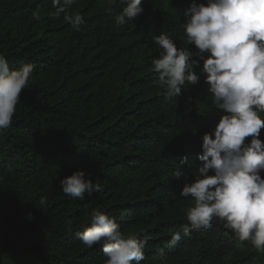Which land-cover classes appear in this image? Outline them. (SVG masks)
Instances as JSON below:
<instances>
[{
  "label": "trees",
  "instance_id": "1",
  "mask_svg": "<svg viewBox=\"0 0 264 264\" xmlns=\"http://www.w3.org/2000/svg\"><path fill=\"white\" fill-rule=\"evenodd\" d=\"M191 3L143 0L139 18L116 26L121 0H76L69 12L84 19L77 31L63 15L49 17L52 0H0V54L10 69L33 65L11 125L0 130V264H106L100 244L89 248L76 236L95 209L147 241L140 264H264V251L218 218L169 244L188 223L193 201L179 193L202 166L201 138L223 114L203 76L168 96L151 71L160 52L153 36L198 51L182 27ZM80 170L101 188L84 200L60 189Z\"/></svg>",
  "mask_w": 264,
  "mask_h": 264
},
{
  "label": "clouds",
  "instance_id": "2",
  "mask_svg": "<svg viewBox=\"0 0 264 264\" xmlns=\"http://www.w3.org/2000/svg\"><path fill=\"white\" fill-rule=\"evenodd\" d=\"M75 2L52 0L54 11L49 17L63 15L79 31L83 17L69 12ZM121 2L126 6L115 16L116 26L134 22L145 11L143 0ZM182 13L186 43L198 51L178 48L167 34L153 36L160 52L152 60L151 71L168 96L180 95L185 85L194 86L203 76L212 105L223 114L215 128L201 138L198 159L202 166L179 193L193 201L184 210L188 223L172 234L169 244L175 246L194 230L211 228L218 218L236 239L264 251V141L260 138L264 129V0H207L206 4L192 0ZM33 15L40 18L38 10ZM32 73L31 64L10 69L0 54V130L11 125ZM186 163L187 157L173 173L175 179L181 178ZM60 189L79 200L101 190L98 182L86 179L83 170L61 180ZM39 203L47 204V197H41ZM28 218L34 219L32 213ZM90 218V226L76 236L89 248L100 244L106 264H140L145 259L146 240L126 236L115 219L99 209L91 211Z\"/></svg>",
  "mask_w": 264,
  "mask_h": 264
}]
</instances>
